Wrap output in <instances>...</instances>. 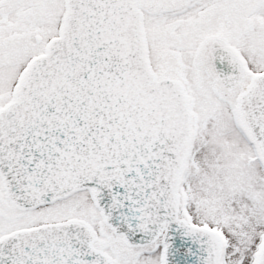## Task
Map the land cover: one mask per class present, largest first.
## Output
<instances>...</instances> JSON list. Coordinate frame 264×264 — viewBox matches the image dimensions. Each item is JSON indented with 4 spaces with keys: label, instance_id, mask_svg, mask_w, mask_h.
Here are the masks:
<instances>
[{
    "label": "snow or ice",
    "instance_id": "6c2138e0",
    "mask_svg": "<svg viewBox=\"0 0 264 264\" xmlns=\"http://www.w3.org/2000/svg\"><path fill=\"white\" fill-rule=\"evenodd\" d=\"M0 264H264V0H0Z\"/></svg>",
    "mask_w": 264,
    "mask_h": 264
}]
</instances>
